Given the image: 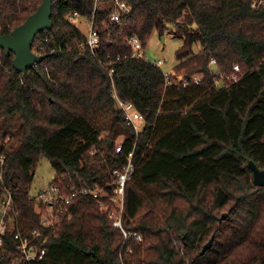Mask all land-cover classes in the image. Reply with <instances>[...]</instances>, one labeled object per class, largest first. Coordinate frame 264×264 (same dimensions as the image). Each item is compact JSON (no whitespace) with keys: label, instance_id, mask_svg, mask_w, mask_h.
Here are the masks:
<instances>
[{"label":"trees","instance_id":"1","mask_svg":"<svg viewBox=\"0 0 264 264\" xmlns=\"http://www.w3.org/2000/svg\"><path fill=\"white\" fill-rule=\"evenodd\" d=\"M41 1L0 0V35ZM94 1H54L52 28L32 43L45 58L25 75L0 48V122L14 118L17 128L0 125L1 184L12 193L15 230L47 236L35 264H264V186L253 185L248 167L251 160L264 168V0H126L132 14L121 28L109 22L111 0H100L96 55L70 19L90 16ZM169 25L183 38L174 69L184 72L185 86L166 84L161 68L133 57L128 43L135 36L144 48ZM108 61L117 95L142 114L138 133L115 108ZM233 65L236 81L226 78ZM131 150L136 167L121 223L141 241L125 240L98 200L83 194L73 196L69 218L40 225L29 188L42 158L55 171L50 183L70 194L105 186ZM16 253L8 231L0 264H13Z\"/></svg>","mask_w":264,"mask_h":264},{"label":"built area","instance_id":"2","mask_svg":"<svg viewBox=\"0 0 264 264\" xmlns=\"http://www.w3.org/2000/svg\"><path fill=\"white\" fill-rule=\"evenodd\" d=\"M100 0L94 1V7L92 14L90 16H85L84 19L88 23V33L85 36L83 45L88 48L94 55L97 54L100 49V37L97 27L94 24V14ZM132 14V6L126 0H111L109 22L113 24L114 27L121 28L123 23H126L129 16ZM77 13L74 12L70 19L73 20L77 18ZM81 17V16H80ZM128 43L132 49L133 57H144L143 45L140 40L132 36L128 39ZM118 59V58H117ZM115 61V60H114ZM114 61L106 62L108 66V74L112 81V96L115 100V108L123 114V118L126 123L133 127L135 133L142 130L143 117L140 112H138L132 102L124 101L121 99L115 89L113 82L114 73ZM215 59L210 60V67L215 64ZM158 67L162 65V61L158 60L154 63ZM213 69V68H212ZM234 71H238V65H233ZM163 72V71H162ZM236 72L230 77V81H236ZM166 84H177L182 82L185 86L188 82L183 80V77L172 78L173 71L164 73ZM215 74L218 75L217 71ZM190 79L194 82H199V77L193 75ZM219 83V79H216ZM222 83L221 86H225ZM142 121V124H138ZM5 138V142L8 141ZM115 151H122V143L120 141L116 142ZM4 157L0 153V245L3 244L4 236L9 231L11 238L15 241L16 256H13V264H35L41 261L46 253V241L47 236L43 235L40 229H32L28 233H21L19 230H15L17 223H15L16 214H11L12 210V193L7 188L1 184L3 183L2 167H3ZM136 164L133 159V150L127 153L126 161L121 166V168L114 169L110 172V181L105 186L93 185L87 187H81L75 192L70 194H65L61 191L60 183H50L49 186L41 190L36 196V209L40 214V225L45 228H51L56 223H59L62 216L70 217L69 204L76 194H83L90 196L98 200L100 207L106 209L108 218L112 220V226L118 227L122 230L125 240L132 238L136 241H141L142 236L138 232L126 231L122 228L121 216L124 209V191L126 183L132 178L135 171ZM44 205L45 211L41 210L40 207Z\"/></svg>","mask_w":264,"mask_h":264},{"label":"rangeland","instance_id":"3","mask_svg":"<svg viewBox=\"0 0 264 264\" xmlns=\"http://www.w3.org/2000/svg\"><path fill=\"white\" fill-rule=\"evenodd\" d=\"M72 21L83 35H87L88 23L85 21L84 17H77L73 19ZM176 29H177L176 26L169 25L163 36H160L157 32H153L147 39L145 47L143 48V51H144V57L148 61L155 63L156 61L161 60L162 65L159 66L161 70L164 73L173 71L172 76L175 78H178L179 76L181 77L184 76L183 71H177L174 69L175 65L178 63L176 51L179 47L183 45V38L180 36L179 33H177ZM199 48L200 46L197 43H194L191 46V50L193 52H197ZM231 75L226 74V78L229 80L231 77V80H232L233 75L232 76ZM138 124L139 125L142 124V121H139ZM0 125L2 126L1 127L2 129H7L11 131L12 133L17 132L16 121L14 118L12 119L8 118L7 120L5 119L4 121L0 122ZM0 133L2 132L0 131ZM119 138H120V135L116 137V140H118ZM118 141H120V139ZM259 169H264V168H259ZM54 176H55V171L53 167L51 166L50 162L46 158H42L35 168V171L33 174V180L29 188V193L31 195H37L41 190L49 186ZM253 179H254L253 172L251 170L252 183L254 186H258L254 184ZM0 211H1V208H0Z\"/></svg>","mask_w":264,"mask_h":264},{"label":"water","instance_id":"4","mask_svg":"<svg viewBox=\"0 0 264 264\" xmlns=\"http://www.w3.org/2000/svg\"><path fill=\"white\" fill-rule=\"evenodd\" d=\"M54 1L42 0L36 10L28 15L21 24L14 27L10 33L0 35V48L6 55L13 54L12 67L23 75L45 58V55L37 54L32 50V43L40 31L52 28L51 14ZM248 166L253 172L254 184L264 186V169H259L251 160L248 161ZM225 216L223 213L220 220ZM207 245L204 246L203 251Z\"/></svg>","mask_w":264,"mask_h":264}]
</instances>
